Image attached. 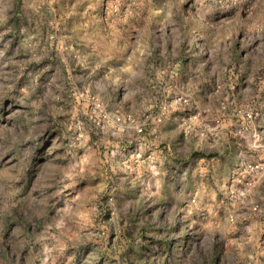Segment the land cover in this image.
<instances>
[{
	"label": "rangeland",
	"instance_id": "obj_1",
	"mask_svg": "<svg viewBox=\"0 0 264 264\" xmlns=\"http://www.w3.org/2000/svg\"><path fill=\"white\" fill-rule=\"evenodd\" d=\"M0 264H264V0H0Z\"/></svg>",
	"mask_w": 264,
	"mask_h": 264
}]
</instances>
